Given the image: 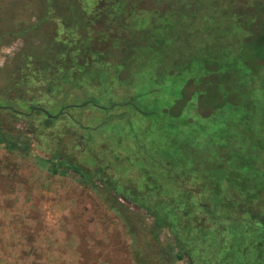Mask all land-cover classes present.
Masks as SVG:
<instances>
[{"label": "trees", "instance_id": "obj_1", "mask_svg": "<svg viewBox=\"0 0 264 264\" xmlns=\"http://www.w3.org/2000/svg\"><path fill=\"white\" fill-rule=\"evenodd\" d=\"M9 1L14 12L9 10L7 26L0 23V45L6 36L2 30L12 29V22L31 39L19 58L21 82L5 87L19 90L21 84L17 99L26 104L23 118L45 123L39 134L34 126H25L18 136L49 137L52 166L72 171L86 185L99 182L113 194V208L126 214L132 244L137 246V237L142 245L133 263L264 264V0H98L95 17L90 16L89 0ZM30 6L36 23L29 21L30 15L24 17ZM212 9L220 12V20L227 18L215 40H199L195 27L183 25L190 36L180 47L184 30L178 28V19L195 25L199 14L204 23L216 15ZM136 15L141 24L132 22ZM165 32L173 34L167 46L160 37ZM112 41L125 50L140 46L168 56L158 65L166 69V81H143L153 84L149 91L144 88L152 102L150 111L139 112L132 94L119 104L108 96L106 107L93 101L68 102L72 94L83 93L85 98L88 86L90 98H96L100 86L110 90L103 85L112 76L125 92L132 89L125 86L130 85L135 57L113 54ZM248 43L250 55L243 49ZM27 51L33 57L28 58ZM211 53L214 58L207 57ZM30 82L36 90L46 84L48 94L54 95L52 117L35 109L47 107L26 90ZM116 106L133 107L148 117L150 153L146 136L138 138L131 129L127 134L135 142L128 140L127 151L119 154L110 150L107 139L95 136L105 124L101 115L108 123L125 115L107 116ZM96 116L98 123L86 122V117ZM19 141L0 129V146L18 152ZM134 151L139 152L140 165L133 167ZM24 152H32L29 145ZM38 160L44 163L42 157ZM162 235L167 240L162 241Z\"/></svg>", "mask_w": 264, "mask_h": 264}, {"label": "rangeland", "instance_id": "obj_2", "mask_svg": "<svg viewBox=\"0 0 264 264\" xmlns=\"http://www.w3.org/2000/svg\"><path fill=\"white\" fill-rule=\"evenodd\" d=\"M89 1L90 2L88 4H90V7L92 9L89 10V13L91 12L90 16L95 17L96 14H99V10L97 9L98 0ZM0 5L5 6L6 4L3 0H0ZM32 7L30 6L29 9H25V12H23V14L24 17L26 14L28 16L30 15L29 21L36 23V19L34 18V16H32L34 9H32ZM10 9L11 7L8 8V10ZM11 10L14 12V9ZM211 11L216 15L213 18H208V20H206L204 23L202 21L201 15L199 16V14L197 16L195 25L194 23H190L188 20V24L186 25L185 18L178 19V28L184 30L179 34V38H182L179 42L180 47H184V44L182 42H184L190 36V32H187L183 28V25L185 28L190 27L193 29V27H195L199 40L201 37H207L208 39L215 40L214 37L218 33L217 29H221V24H223L227 20V18H224V20H220V16H218V13L220 12L214 11L213 9ZM164 14L166 15V13ZM181 16H183V14ZM227 17L231 18V14H228ZM133 18L134 19H132V22H134L135 24H141L142 21L139 20L140 18H138L137 15ZM8 19L9 18H7V20ZM71 21L72 23H75V20ZM181 22L185 23L182 24ZM10 25L12 29L8 31L9 33L6 34V36L2 40V43L11 42L12 44L9 48L0 49V70H2L1 68L3 65H7L5 64L6 60L9 58L8 56H11L10 54H8V52L13 50V48H15L16 51L18 50L17 52H21L22 50L24 51L28 45H30L31 34L26 33L27 31H24L22 33L21 31L19 32V30L16 29L17 26L13 25V22ZM29 28V31L32 32L31 27ZM50 28L55 29V27ZM207 29L210 30L207 31ZM75 33L74 34L77 35V32ZM184 33L185 35H182ZM227 34H230L229 30L227 31ZM75 35L72 36V40L74 42L76 41L78 45L79 39L76 40ZM172 35V33L170 34L169 32H165L164 35L160 36L164 40L165 46L171 43L170 38ZM38 36L41 37V34H39ZM22 37H24V41H21V39L18 40V38ZM34 42L36 44H39L38 39H35ZM114 42L115 41L111 42L113 54L124 52L125 54H129L135 57L134 61L130 63L131 73H128L129 78L131 79L129 80V82L131 81L130 85L125 86L126 88L130 87L133 90L129 89L125 92V89L119 87L118 83L115 80V77L112 76L111 78L104 79L103 85V87L106 86L110 90H103L104 88L100 86V89L99 87L96 89V94L98 96L95 95L96 98H90L93 95L86 97V94L89 95L91 93L89 91L90 86H88L86 88V92L84 93L85 98L82 95L83 93H78L76 95L72 94L68 97V102L71 104L81 105L85 101H93L96 106L106 107L107 105H109V100L107 99L108 96L111 97L112 103L119 104L123 102L124 99H128V96L132 94V97H135L134 102L136 103L137 110L139 112L144 113L150 111L152 108V102L148 91L153 86V84L151 85L149 82L143 83V81H146L148 77H154V79L159 78L160 81H166L167 71L165 69V71L163 72L162 69L158 67V65L160 61L164 60L167 62L168 56L163 55L164 57H161V51L157 53L158 51H152L140 46H134L130 50H125L123 47H114ZM198 44L196 45L197 47ZM248 44L243 48L244 52L247 53L246 55H250L251 53V47L250 44ZM229 47L230 44L228 42V44L224 45L223 48L224 50H228ZM195 50L197 51L196 48ZM253 50L254 49L252 48V51ZM93 52L98 51L94 50ZM199 52H203V50ZM26 53V56H29L28 58L33 57L32 52L27 51ZM73 54L76 55L78 53L73 52ZM158 54H161V56ZM207 57L214 58L215 53H211ZM114 66L116 68H121L119 63H115ZM110 67L109 70H111ZM181 72L184 73L182 69ZM21 80L22 78L19 74V70L16 71L15 69H13L12 71H9L7 75L0 73V107L8 105L14 110L27 112L25 101L17 99L19 96L18 94L21 92V84L19 90H9L8 93L7 91L9 88L7 89V87H5L10 86L11 83H19L21 82ZM49 83L50 80L48 84ZM31 87L32 83L30 82V84H27L26 90L34 94V101L42 107H47L45 111L48 112V114L50 113L49 115L55 113L57 107H55V104L51 105L52 101L54 100V95L48 94L46 84L42 85L39 90L31 89ZM144 88H147L148 91H146ZM166 103L164 102V104ZM102 113L106 112L102 111ZM119 113H124L126 116H130L128 118L124 115L122 119L108 123L109 121L107 117H104L100 114L101 118L99 119H101V121L103 120L105 124L100 132L99 130L95 132L96 134L94 132H91L92 137L95 134V136H97L98 138L107 139L106 143L109 145L110 150L118 154L122 153L123 150L127 151L128 144L126 143L128 140L129 142L131 140L134 141V138H132L131 135L127 134L128 132H130V129L134 130L135 136H137L138 138L146 136L145 144L149 143L148 141L151 140V135L148 134V131L150 129V124L147 123L148 117L137 113L133 107L128 106H116L112 111L109 112L107 116H109L110 114ZM100 115L98 114L97 116ZM97 116L93 117V119L90 117H86V122H88L90 125H92V121H94V123H98L99 119L97 118ZM41 124L45 123L40 121L37 122L36 119H24L23 116H14L11 115V112H9V110L0 109V129L7 133H11L14 138L20 137L19 146H21L20 148L22 149L21 151L13 152L0 146V215L5 210L10 211L11 213L12 211L18 212V214L23 213V197L27 192H32L31 194L35 196V199L40 198L42 201L45 198L44 196H50V203L51 205H53V207H47L46 209H43L42 207L43 210H39L41 213L45 214V217L49 212L48 215L49 219L51 216V225H53L54 227L58 226V231L49 233L50 243L52 244L50 245V248L55 251L57 250L56 248H58V252L62 254H57V258H55V255L53 254L50 255L52 263H55L57 259L62 258L63 249L66 248L68 249V251L72 250L73 256L75 257L74 260L78 258L80 264H134V256L136 255V253L139 254L141 252L142 245L139 243L137 237V246L136 244H132L131 238L127 233L128 227L124 223L125 219L123 215L126 214L123 212H116V210L113 208V194L111 195L110 192L108 193V191H106V189H104L99 184V182H97V184L94 186L88 183L86 185L84 181L72 171L66 170L62 167H59L58 165L52 166V163L48 161L50 157L49 137H45L43 134L36 138L18 136L19 130H22L23 128H25V126L30 129L36 128L37 134H39V131H41L39 128L42 129V126H40ZM120 142H122V144ZM27 145L30 146L32 152L28 155H25L24 153H26L27 151L24 152V147H26ZM149 147L150 145L146 144V148L150 153ZM137 154H139V152H135V158L130 159L133 167L136 165V163L137 165H140ZM38 157H42L44 163L38 160ZM151 165L152 163L147 164V169H153ZM52 170H56L57 172L52 173ZM120 202L122 201L120 200ZM15 203L17 204L15 205ZM123 204H125V207L127 206L126 203ZM14 205L15 208H13ZM36 208L34 210L38 211V209ZM128 210L129 208H127L125 211L128 212ZM35 211L34 213H31L30 211V214H33L35 217H39L40 213H36ZM19 220H21V217L19 215H13L12 217H10V223L18 224ZM140 220L142 221V223H144L143 221H145L141 218ZM140 220L138 218V221ZM55 237L57 239H54ZM161 240L165 241L167 239L164 235H162ZM51 249L49 250L50 254L55 252L51 251ZM67 262L69 264V261ZM164 264L169 263H167V261L165 260ZM176 264L183 263L177 262Z\"/></svg>", "mask_w": 264, "mask_h": 264}, {"label": "crops", "instance_id": "obj_3", "mask_svg": "<svg viewBox=\"0 0 264 264\" xmlns=\"http://www.w3.org/2000/svg\"><path fill=\"white\" fill-rule=\"evenodd\" d=\"M31 193L27 192L23 197V213L18 214L14 211L11 213L5 210L0 215V264H68L67 261H69V264H80L78 258L74 260L72 250L68 251L66 248L63 249L61 259H57L55 263L51 262L50 255L53 254L57 258V254H62L58 252V248H56L57 252L50 248L52 244L50 243L49 233L58 231V226L51 225L49 212L45 217V214L41 213L39 209L51 208L53 205L50 203L49 194L48 197L44 196L45 198L42 201L40 198L35 199V196ZM15 205L13 208H15ZM35 208L38 211H35ZM30 211L31 213H34V211L39 212L40 216L35 217L30 214ZM13 215L21 217L18 224L10 223V217ZM50 249L55 252L50 254Z\"/></svg>", "mask_w": 264, "mask_h": 264}, {"label": "flooded vegetation", "instance_id": "obj_4", "mask_svg": "<svg viewBox=\"0 0 264 264\" xmlns=\"http://www.w3.org/2000/svg\"><path fill=\"white\" fill-rule=\"evenodd\" d=\"M5 3H6V5L5 6H3L2 7V9L0 10V23L2 22V26L3 25H5V26H7L8 25V21H6V19L8 18V12H9V10H8V8H9V4L10 3H12V2H10L9 0H5ZM8 5V6H7ZM1 8V7H0ZM8 29H3L2 30V35H3V33H4V35H6L7 33H8ZM30 35V34H29ZM21 39V41H24V37H22V38H18V40H20ZM35 40V39H34ZM34 42V41H33ZM11 42L10 43H2L1 45H0V49L1 48H9L10 46H11ZM18 51V50H17ZM16 51V49L15 48H13V50H11L10 52H8V54H10L11 56H8L9 58H10V60H9V58L6 60V63L5 64H7L6 66L5 65H3L2 66V70L0 71V72H2L1 74H8L9 73V71H12L13 69H15L16 71H18L19 70V67H20V62H19V58H20V56H21V53H22V51L21 52H17ZM15 53H17V54H15ZM13 63V64H12ZM7 89H8V87H7ZM9 91H7V93H8ZM0 109L1 110H9V112H11V113H13V114H15V116H22V115H25L26 116V114H24L23 112H21V111H17V110H14L13 108H11V107H9L8 105L6 106H3V107H0ZM35 109H37V110H41V111H43L45 114L47 113L46 111H44L43 109H41V108H35ZM47 116L48 117H52L51 115H49V114H47Z\"/></svg>", "mask_w": 264, "mask_h": 264}]
</instances>
